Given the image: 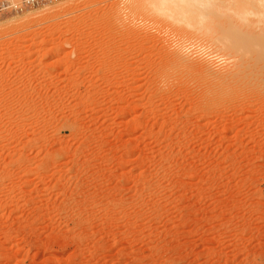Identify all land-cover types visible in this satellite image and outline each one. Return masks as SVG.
<instances>
[{
  "label": "rangeland",
  "instance_id": "374dc122",
  "mask_svg": "<svg viewBox=\"0 0 264 264\" xmlns=\"http://www.w3.org/2000/svg\"><path fill=\"white\" fill-rule=\"evenodd\" d=\"M262 2L0 14V264H264Z\"/></svg>",
  "mask_w": 264,
  "mask_h": 264
},
{
  "label": "bare ground",
  "instance_id": "6f19581e",
  "mask_svg": "<svg viewBox=\"0 0 264 264\" xmlns=\"http://www.w3.org/2000/svg\"><path fill=\"white\" fill-rule=\"evenodd\" d=\"M260 2V1H259ZM253 3V2H252ZM256 4V3H255ZM262 10V15L260 18H258L257 20L255 21H250L248 23H244L243 25V22H242V25L240 24V20L243 19L244 17H240L241 19L239 21H237L236 23L239 22V25H234V30L236 31V34H240L241 36L242 35H245V36H249L251 41L249 42V49L247 48V51H250L252 53H254V57L252 58V61H250V59H246V61H243L238 67H237V70L234 71V72H231V73H227V74H222L224 77H230L228 79H235V78H239L241 79V77L245 74V72H249L250 70H254L253 71H250L248 73V75H251L250 73L254 74L257 72L258 76H260L259 74H263L261 76L264 77V2L261 3V6L259 8V11L261 12ZM256 11V10H255ZM253 12V11H252ZM258 15V14H257ZM259 17V16H258ZM249 19V18H248ZM245 20V19H244ZM243 20V21H244ZM253 20V19H252ZM245 22V21H244ZM229 25V24H228ZM238 32V33H237ZM236 37V36H235ZM233 39V38H232ZM235 40V39H234ZM221 42V41H220ZM222 43V42H221ZM229 43V42H228ZM238 43V42H237ZM248 44V43H246ZM230 45V44H229ZM235 45H232V50L235 48ZM226 47V45H225ZM227 48H231V47H227ZM239 48V47H238ZM235 49V51H237V49ZM239 50V49H238ZM180 55V54H179ZM179 55L177 56L178 59L181 57H179ZM176 57V58H177ZM175 58V59H176ZM172 59V58H171ZM183 59V58H182ZM180 59V60H182ZM180 62V61H179ZM178 62V64H179ZM183 62V61H182ZM181 62V63H182ZM256 71V72H255ZM246 72V74H247ZM244 73V74H243ZM247 75V76H248ZM222 76V77H223ZM246 77V75H244ZM243 76V77H244ZM254 76V75H253ZM260 76V77H261ZM223 77V78H224ZM244 77V78H245ZM262 77V78H263ZM222 78V79H223ZM239 79V80H240ZM260 79V78H259ZM224 80V79H223ZM236 80V79H235ZM238 80V79H237ZM261 80V79H260ZM264 80V79H263ZM222 81V80H221ZM234 81V80H233ZM233 81L231 83H233ZM236 82V81H235ZM239 82V81H238ZM256 83V82H255ZM235 84H238V83H235ZM258 84V83H257ZM239 87H235L236 89L238 88H241V86L243 84H241L240 86V83L238 84ZM247 85V84H246ZM230 86V85H229ZM231 86H234V85H231ZM237 86V85H236ZM245 86V85H244ZM253 86V85H252ZM257 86V85H256ZM259 86V85H258ZM243 87V86H242ZM228 88V87H227ZM234 89V87H232ZM248 88V87H247ZM234 89V90H236ZM233 92V91H232ZM235 93V92H234Z\"/></svg>",
  "mask_w": 264,
  "mask_h": 264
},
{
  "label": "built area",
  "instance_id": "2783aa9c",
  "mask_svg": "<svg viewBox=\"0 0 264 264\" xmlns=\"http://www.w3.org/2000/svg\"><path fill=\"white\" fill-rule=\"evenodd\" d=\"M39 1L45 0H0V14L10 11H20Z\"/></svg>",
  "mask_w": 264,
  "mask_h": 264
}]
</instances>
